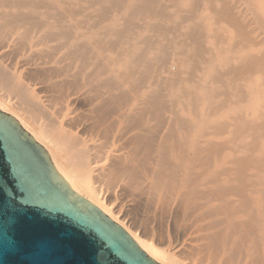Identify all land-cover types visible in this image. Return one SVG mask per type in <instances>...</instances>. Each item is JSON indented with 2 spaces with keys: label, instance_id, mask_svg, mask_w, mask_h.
<instances>
[{
  "label": "bare ground",
  "instance_id": "obj_1",
  "mask_svg": "<svg viewBox=\"0 0 264 264\" xmlns=\"http://www.w3.org/2000/svg\"><path fill=\"white\" fill-rule=\"evenodd\" d=\"M0 109L157 262L264 264V0H0Z\"/></svg>",
  "mask_w": 264,
  "mask_h": 264
},
{
  "label": "water",
  "instance_id": "obj_2",
  "mask_svg": "<svg viewBox=\"0 0 264 264\" xmlns=\"http://www.w3.org/2000/svg\"><path fill=\"white\" fill-rule=\"evenodd\" d=\"M0 264H161L0 109Z\"/></svg>",
  "mask_w": 264,
  "mask_h": 264
},
{
  "label": "rangeland",
  "instance_id": "obj_3",
  "mask_svg": "<svg viewBox=\"0 0 264 264\" xmlns=\"http://www.w3.org/2000/svg\"><path fill=\"white\" fill-rule=\"evenodd\" d=\"M152 232L150 237L153 238V240L155 241H159L160 243H163V247L167 248V249H172L174 248V250L176 251L177 245L180 242V239H176L172 236V234L170 233H164L162 231V229H160L159 227H152ZM182 258H186V256L184 255H179ZM187 260V259H186Z\"/></svg>",
  "mask_w": 264,
  "mask_h": 264
}]
</instances>
